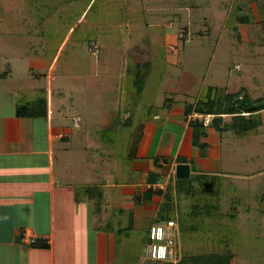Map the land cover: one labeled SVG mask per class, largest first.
<instances>
[{
	"label": "crops",
	"instance_id": "0c3cea01",
	"mask_svg": "<svg viewBox=\"0 0 264 264\" xmlns=\"http://www.w3.org/2000/svg\"><path fill=\"white\" fill-rule=\"evenodd\" d=\"M149 3L179 5L171 6V11L187 23L190 43L195 36L212 35L219 45L212 51H218L220 45L234 46V61L239 63L230 70L238 74L224 83L212 81L216 78L206 70L204 78L196 82L195 100L210 87L227 93L243 89L253 100L264 99V0ZM182 3L186 5L182 7ZM6 13L0 9V22ZM166 26L173 29L166 35L168 45H175L180 30L177 25ZM212 40L198 45L209 53ZM64 47L54 50L56 55L47 70L54 68ZM48 51L43 52L46 55ZM10 73L9 68L0 74V264H146L147 259L148 264H177L142 260L141 245L147 241L167 187L192 174L240 179L247 185L238 189L242 195L252 191L254 182L262 183V192L256 194L258 206L250 205L245 212L243 228L264 229V167L259 166L264 157L260 148L264 143V108L241 113L258 121L250 129L243 130L240 119L235 126L224 127L226 115L203 126L189 120L190 112H185V106L193 101L177 99L175 91L170 96L173 102H162L152 114H141L145 101L141 103L140 98L132 107L130 94L124 92L113 99L114 107L97 128L109 135L99 142L90 139L91 131L79 128L82 119L72 110L79 101L72 95L68 98L71 105L64 101L68 91L64 85L57 95L49 93L51 72L44 77L46 89H35L45 96L46 114L17 115L18 104L39 94L29 96L34 92L28 89L18 96L21 87L8 85ZM208 80L213 84L206 85ZM55 97L58 102L50 103ZM126 125L130 131L133 127V132L121 143L117 138ZM88 137L90 142L84 140ZM243 147L247 148L244 153ZM253 212L261 220L256 226ZM262 234L258 238L264 242ZM29 235L35 238L34 245L29 243ZM188 247L179 237L181 255L188 250L196 254L191 243ZM238 251L234 250L231 258L236 260ZM212 256L214 261L222 260L218 264L227 259L225 253Z\"/></svg>",
	"mask_w": 264,
	"mask_h": 264
},
{
	"label": "rangeland",
	"instance_id": "374dc122",
	"mask_svg": "<svg viewBox=\"0 0 264 264\" xmlns=\"http://www.w3.org/2000/svg\"><path fill=\"white\" fill-rule=\"evenodd\" d=\"M148 1L151 0H6L0 4V9L7 11L0 22V74L10 68L8 85L21 87L18 96L29 92L28 89L34 93L27 95L32 96L40 93L35 89H46L44 77L51 72L49 93L57 95L64 85L68 90L64 101L71 105L70 95L79 101L73 107L76 111L72 108L82 119L79 128L91 131L90 139L99 142L109 135L101 128L96 130L107 118L105 114L114 107L113 99L124 92L130 94L132 107L140 98L141 103L145 101L141 114H152L162 102L164 105L173 102L170 98L172 91L179 100L196 102L199 84L196 82L201 81L207 72L216 78L212 81L224 83L231 75L238 74L230 70L233 64L239 63L234 61V46L220 45L218 51H212L219 46L212 35L195 36L191 43L190 39H179L175 42L176 51H169L166 35L173 29L167 28L166 24L177 25L179 32L182 31L188 39L187 23L171 11L172 7L179 5H154ZM185 5L182 3L181 6ZM211 38L208 53L206 47L202 49L198 44ZM63 45L59 58L54 60V68L47 70L48 62L56 55L54 50ZM46 47L49 48L45 52L47 56L43 52ZM136 70L147 72V80L144 77L143 83L145 97L135 92L139 84L136 83ZM208 82L206 85L213 84ZM52 101L58 102V97L50 103ZM121 102L123 104V100ZM122 109L120 105L119 119L122 118ZM230 121L231 117H225L224 126ZM129 131L128 125L122 127L117 138L119 142H124ZM132 132L133 127L130 134ZM84 140L90 142L89 137ZM260 148L264 149V143ZM246 149L243 147L241 152ZM259 162V166L264 167V157ZM242 187L247 188L242 180L224 176L212 178L202 187L200 183L195 184L192 209L200 216L191 222L197 228L185 235L188 248L191 243L196 254L225 253V264H264V242L258 238L263 236L264 229L258 227L260 232H257L252 231V226L243 228L245 212L250 205L258 206L256 197L262 192V183L254 182L252 191L244 195L238 190ZM175 201V211L180 210V216L190 211V196H177ZM253 216L256 217V226L260 218L254 212ZM145 243L141 247L142 260L145 258ZM238 249L237 255H240L235 260L231 255ZM250 250L252 252H248ZM186 252L190 253L189 250Z\"/></svg>",
	"mask_w": 264,
	"mask_h": 264
},
{
	"label": "trees",
	"instance_id": "16d2710c",
	"mask_svg": "<svg viewBox=\"0 0 264 264\" xmlns=\"http://www.w3.org/2000/svg\"><path fill=\"white\" fill-rule=\"evenodd\" d=\"M169 25V24H168ZM179 39H183L184 41L189 40L190 38H185L183 32L179 33ZM168 48V45H167ZM169 50V49H168ZM170 51V50H169ZM176 49L173 51L175 52ZM172 52V51H171ZM146 67V66H142ZM148 68V67H146ZM144 77L147 80V72L141 73L140 70H136L135 78L137 79L135 92L137 95H141L144 89ZM214 90V91H213ZM139 92V93H138ZM215 95V97H214ZM221 98V99H220ZM218 99H220L218 101ZM264 108V99L253 100L250 98L248 93L240 89L235 93H227L223 89L220 88H208L207 91L204 93L202 97L196 100L194 103H188L185 106V112L191 113L192 111L196 112H206V113H214L216 115L225 114L227 117H231V121L227 122L224 127H231L235 126L237 123V119H240L242 122V129H250L251 127L255 126L258 121L256 118L252 119L251 116H244L241 115L242 112L252 113ZM17 115L20 116H38V115H45L46 114V100L44 94H39L33 100L29 102H23L18 104L16 109ZM216 120L219 118L216 117ZM227 127V128H228ZM241 128V127H240ZM217 176H209V175H199V174H192L189 177L184 178H177L173 185H169L164 193L163 202L158 210V213L155 217L154 222H161L166 219L174 218L175 216L178 219V223L180 226V240L182 245H187L185 241V235L192 230H195L197 226L194 222L198 220L199 214H196L192 207L194 204V195L196 194L195 184L200 183L201 187L205 184L210 183V179H214ZM154 180V179H152ZM185 195V197L190 196L191 203H190V211L182 213V216L179 210L177 213L175 208L177 207L175 199L177 196ZM176 214V215H175ZM34 245L35 243H31ZM142 246V245H141ZM213 254L208 256L204 254H183L181 255L180 259L178 260L177 264H214L221 261H214ZM225 264V261H224Z\"/></svg>",
	"mask_w": 264,
	"mask_h": 264
},
{
	"label": "built area",
	"instance_id": "2783aa9c",
	"mask_svg": "<svg viewBox=\"0 0 264 264\" xmlns=\"http://www.w3.org/2000/svg\"><path fill=\"white\" fill-rule=\"evenodd\" d=\"M168 49L173 52L176 49V46L170 44L168 45ZM217 116L218 115L212 113L192 111L189 114L188 119L191 121H197L203 126H209ZM219 116H225V114ZM78 121L79 117L74 119L76 125ZM221 125L223 126V123ZM28 237L29 243L35 241V238L32 235H29ZM179 237L180 229L176 216L171 219L153 223L149 228L147 241L144 246V257L154 260L177 262L181 256L179 251Z\"/></svg>",
	"mask_w": 264,
	"mask_h": 264
}]
</instances>
